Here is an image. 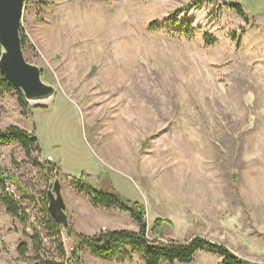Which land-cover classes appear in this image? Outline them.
Listing matches in <instances>:
<instances>
[{"label": "rangeland", "instance_id": "obj_1", "mask_svg": "<svg viewBox=\"0 0 264 264\" xmlns=\"http://www.w3.org/2000/svg\"><path fill=\"white\" fill-rule=\"evenodd\" d=\"M191 1L26 0L24 54L56 95L23 117L16 94L0 89V129L33 131L42 145L31 159L17 143L0 145V167L38 197L60 182L63 199L71 176L91 174L100 188L144 206L150 240L200 235L264 264L256 244L264 234L239 237L237 220L239 189L249 192L248 201L262 195L252 190L264 188V0H205L186 8ZM225 3L241 4L245 17ZM49 159L68 177L57 165L60 173L41 171ZM74 203L83 215L84 203ZM103 209L92 208L95 223L115 217ZM70 213L66 207L69 223ZM159 218L161 236L153 232ZM115 220L117 230H139L127 212ZM100 229L111 231L107 223ZM62 243L73 256L66 232ZM126 250L130 258L111 261L85 250L81 262L145 264L130 245ZM0 254V264L21 260ZM35 256L30 250L23 264H34ZM220 261L199 251L190 264Z\"/></svg>", "mask_w": 264, "mask_h": 264}, {"label": "trees", "instance_id": "obj_2", "mask_svg": "<svg viewBox=\"0 0 264 264\" xmlns=\"http://www.w3.org/2000/svg\"><path fill=\"white\" fill-rule=\"evenodd\" d=\"M204 1L205 0H192L186 8L200 6ZM225 6L234 10L240 17H245L241 4L225 3ZM153 25L151 26L153 27ZM21 36L23 50H25L28 40L23 28H21ZM205 38L208 41L216 40L215 37H212L209 34H205ZM1 55L2 47L0 45V58ZM0 89H5L8 92L16 94L19 108L21 109L22 115H24L23 117H28L31 114L32 107L28 104L23 93L6 80L1 73ZM38 107L39 106H36L34 108ZM9 143H17L22 148L26 157L30 159L32 158V153L34 151H40L41 149L40 142L35 136V133L33 131L29 132L17 125H10L5 129H0V145ZM12 163H15V161L13 160ZM34 163V165L39 166L37 162ZM50 163L52 164H50L49 169H41V171H48L51 173L56 169L59 173L61 172L60 169L56 168L55 163L52 161H50ZM4 173H7L10 178L14 180L23 197L28 199L32 205L36 204L37 206L34 197L36 193H33L34 196L30 195L29 193H32L31 188H27V186L20 183L15 176H12L8 170L0 167V188H2V192L0 193V204L6 208V211L12 216H16L22 209V206L20 202H17L16 199L6 191L2 177V174ZM70 184L75 191L87 194L92 205L96 208H115L129 213L131 218L138 224L139 230H114L100 232L93 236H87L77 232L71 223H69V227L64 230V227L57 223L49 211L48 194H42L39 198H45L46 201H42V204L47 205V207L42 211H38L37 207L35 208L36 211L41 214V229L38 231L35 230L30 239L26 238L25 241H21L17 246V252L21 259L19 260L20 264H23L22 259L26 258L30 250H33L36 255L34 258V260H36L34 264H56L54 262L55 258L66 259L67 254L62 243V233L64 232H66V234L75 242L73 257L79 256L81 252L85 250H89L96 256L109 261L116 259L120 255L130 258L131 254L126 250V247L130 245L135 250L134 252H138V254L141 255L145 264H190L194 261V257L199 251H207L219 256L221 258L220 264H253L237 256L224 244L210 241L200 235L193 236L183 242L171 239L162 242L158 240V238L150 240L148 238V225L143 205L140 206L137 203L124 201L113 189L109 190L100 188L95 178L91 174L85 172L81 173L78 177L71 176ZM20 220L24 222L26 220L25 216H20ZM166 221L172 224L170 220ZM163 222L164 221L160 218L155 221L153 232L157 233L159 236H161L162 233L161 230L158 232L157 228L159 225V228H161ZM42 235L49 239L48 250L43 244ZM37 260L39 262H37Z\"/></svg>", "mask_w": 264, "mask_h": 264}, {"label": "water", "instance_id": "obj_3", "mask_svg": "<svg viewBox=\"0 0 264 264\" xmlns=\"http://www.w3.org/2000/svg\"><path fill=\"white\" fill-rule=\"evenodd\" d=\"M26 0H0V73L18 88L30 106L47 107L53 102L56 89L42 80L39 67L30 63L24 54L21 28ZM48 193L49 211L64 228L69 227L66 204L60 182Z\"/></svg>", "mask_w": 264, "mask_h": 264}, {"label": "crops", "instance_id": "obj_4", "mask_svg": "<svg viewBox=\"0 0 264 264\" xmlns=\"http://www.w3.org/2000/svg\"><path fill=\"white\" fill-rule=\"evenodd\" d=\"M28 131V130H27ZM31 132V131H29ZM41 145V143H40ZM42 146V145H41ZM43 148V147H42ZM53 163H55L56 165H58L61 170L62 173L66 174L65 170L62 168L60 162L58 160H51ZM68 189H70L71 194L68 195V199L66 197L65 200V204L67 207V211L71 212L70 213V219H71V223L73 225V227L80 233H86L89 235H93V234H97L100 232V228L104 223H107L109 227H111V231L113 230H117V228L115 229L114 227L116 226V220L115 217H119V214L123 211H120L118 209L115 208H110L112 210H106L103 208H96L92 205L90 198L87 194L85 193H79L77 191H75L73 189V187L70 185H68ZM63 191V190H62ZM240 194L242 195V197L244 198V200L242 201V205L243 208L241 210V208L239 207V211L237 212V220L240 224V226H242L241 228V232H240V236H246L247 234L251 235V236H255L256 239H261L262 237H259V234H264V188L259 187L258 189H254L252 190V192L254 194L258 193V194H262V195H258L253 197V199L246 201L245 198H250V196H247L249 192H246V190H241L239 189ZM64 197V196H63ZM80 197V199H79ZM71 202L70 206H69V201ZM75 201H79L81 203H84L85 208H83V210H81V213H84L83 215H79L76 213L77 211V207L75 206ZM241 206V205H240ZM247 210H246V207ZM93 209H103V211H107L106 213L110 214L112 217L115 216L114 218H112V221H107V220H103V221H99V222H94V210ZM110 211V212H108ZM112 211V212H111ZM114 211V212H113ZM86 213V214H85ZM86 216H88V224L86 223ZM247 217V219H245ZM242 219V220H241ZM13 224H14V218L11 214H9L6 211V208L0 204V227L2 228V230L0 231V234H4V232H7V236L4 238L0 235V243H1V248H0V252L1 253H5L7 256L8 255H14L19 257V255L17 254V246L19 245V243L21 241H23V236L21 235V233H19L17 230L15 231H8L9 229L13 228ZM259 228L260 231H262L263 233H261L260 231H258L256 228ZM94 228L92 231H88L90 229ZM22 237V240H21ZM256 244L258 246L259 250H263L264 249V243L263 241H259L256 240ZM237 254L241 257L247 258L249 259L250 254L247 253L246 251L243 252H239L240 247H237ZM1 255V254H0ZM16 257V258H17ZM8 258V257H7ZM254 259H263L261 258H254ZM250 261H252L251 259H249ZM256 263H260L262 264L261 260L256 262Z\"/></svg>", "mask_w": 264, "mask_h": 264}, {"label": "built area", "instance_id": "obj_5", "mask_svg": "<svg viewBox=\"0 0 264 264\" xmlns=\"http://www.w3.org/2000/svg\"><path fill=\"white\" fill-rule=\"evenodd\" d=\"M3 180H4V186L6 191L12 195L17 202L21 203L22 209L18 213V215L13 216L14 218V224L13 228L17 230L23 238L25 239L28 238L30 239L31 236H33L35 230H40L41 229V214L36 211V207H33L34 205L31 204V202L28 199H25L21 192L18 190L17 185L15 184L14 180L10 178V176L7 173L2 174ZM30 195H33V193H29ZM35 200L36 203L38 204L37 210L42 211L44 210L47 205H43L42 201H46L45 198L40 199L38 196L35 194ZM36 205V204H35ZM20 216H25L26 220L22 222L20 220ZM102 229H105L103 227ZM42 241L44 246L49 249V239L46 238L44 235H42ZM54 262L56 264H83L81 262V254L79 256H67L66 259H61V258H55ZM17 264H20L18 262ZM22 264V263H21Z\"/></svg>", "mask_w": 264, "mask_h": 264}]
</instances>
